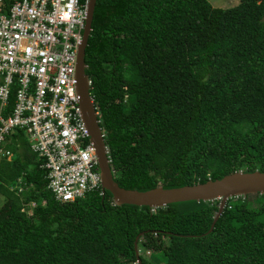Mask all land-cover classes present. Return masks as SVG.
Listing matches in <instances>:
<instances>
[{
	"label": "trees",
	"instance_id": "16d2710c",
	"mask_svg": "<svg viewBox=\"0 0 264 264\" xmlns=\"http://www.w3.org/2000/svg\"><path fill=\"white\" fill-rule=\"evenodd\" d=\"M85 65L120 188L264 173V0L228 9L96 0ZM15 137L12 159L0 161V264H153V252L165 264H264V195L229 199L209 234L218 201L151 211L113 205L105 192L60 203L37 155Z\"/></svg>",
	"mask_w": 264,
	"mask_h": 264
},
{
	"label": "built area",
	"instance_id": "2783aa9c",
	"mask_svg": "<svg viewBox=\"0 0 264 264\" xmlns=\"http://www.w3.org/2000/svg\"><path fill=\"white\" fill-rule=\"evenodd\" d=\"M87 14L88 0H0V161L12 159L7 145L21 132L41 161L46 189L60 203L104 195L76 91ZM105 155L111 167L106 143ZM20 184L12 188L17 194ZM33 206L21 211L30 215Z\"/></svg>",
	"mask_w": 264,
	"mask_h": 264
},
{
	"label": "water",
	"instance_id": "95a60500",
	"mask_svg": "<svg viewBox=\"0 0 264 264\" xmlns=\"http://www.w3.org/2000/svg\"><path fill=\"white\" fill-rule=\"evenodd\" d=\"M95 5L96 0H88L86 26L77 54L76 91L79 97L82 117L89 131L90 141L96 148V155L101 172V184L104 193H110L112 201L116 206L131 205L153 209L163 208L173 203L189 201H218V211L208 231V234L211 233L229 199L234 197H247L256 194L264 195V173L259 171L252 173L239 171L230 173L219 180H209L204 184L183 186L173 189L156 187L145 192L120 188L113 179L112 170L105 155V142L102 138V130L99 126L95 106L90 95V80L85 73V50L92 30ZM142 235L143 234H139L134 241V250L137 260L139 259L137 243Z\"/></svg>",
	"mask_w": 264,
	"mask_h": 264
},
{
	"label": "rangeland",
	"instance_id": "374dc122",
	"mask_svg": "<svg viewBox=\"0 0 264 264\" xmlns=\"http://www.w3.org/2000/svg\"><path fill=\"white\" fill-rule=\"evenodd\" d=\"M212 7L228 9L236 6L239 3V0H207ZM4 202V198L0 195V207ZM153 264H165V257L161 252H153L148 257Z\"/></svg>",
	"mask_w": 264,
	"mask_h": 264
}]
</instances>
